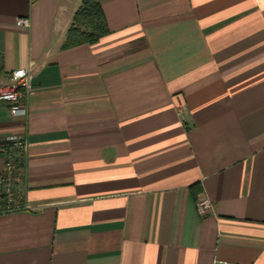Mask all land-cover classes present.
Wrapping results in <instances>:
<instances>
[{
  "label": "crops",
  "instance_id": "0c3cea01",
  "mask_svg": "<svg viewBox=\"0 0 264 264\" xmlns=\"http://www.w3.org/2000/svg\"><path fill=\"white\" fill-rule=\"evenodd\" d=\"M81 1L0 0V86L32 67L0 264H264V0H98L64 48Z\"/></svg>",
  "mask_w": 264,
  "mask_h": 264
},
{
  "label": "built area",
  "instance_id": "2783aa9c",
  "mask_svg": "<svg viewBox=\"0 0 264 264\" xmlns=\"http://www.w3.org/2000/svg\"><path fill=\"white\" fill-rule=\"evenodd\" d=\"M16 25L28 27L29 20L20 17ZM32 67L18 68L10 72L9 83L0 86V102L7 105L12 117L26 118L28 108L26 101L30 91ZM26 133H11L0 137V210H10L20 207L18 202L19 189L16 184L20 181L22 162L26 158ZM196 208L201 216L212 211V203L207 197H199ZM218 264H233L230 261H219Z\"/></svg>",
  "mask_w": 264,
  "mask_h": 264
},
{
  "label": "trees",
  "instance_id": "16d2710c",
  "mask_svg": "<svg viewBox=\"0 0 264 264\" xmlns=\"http://www.w3.org/2000/svg\"><path fill=\"white\" fill-rule=\"evenodd\" d=\"M108 32L98 0H82L80 7L73 15V22L68 29L63 47L68 48L84 42L94 45Z\"/></svg>",
  "mask_w": 264,
  "mask_h": 264
}]
</instances>
